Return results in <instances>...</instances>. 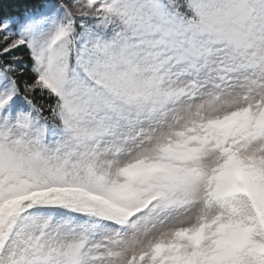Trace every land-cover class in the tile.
I'll return each mask as SVG.
<instances>
[{"label": "snow or ice", "instance_id": "6c2138e0", "mask_svg": "<svg viewBox=\"0 0 264 264\" xmlns=\"http://www.w3.org/2000/svg\"><path fill=\"white\" fill-rule=\"evenodd\" d=\"M0 264H264V0H0Z\"/></svg>", "mask_w": 264, "mask_h": 264}]
</instances>
